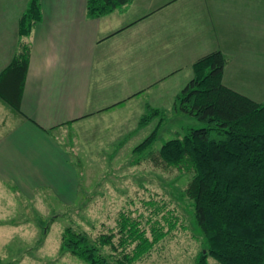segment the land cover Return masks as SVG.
Segmentation results:
<instances>
[{
    "label": "rangeland",
    "instance_id": "374dc122",
    "mask_svg": "<svg viewBox=\"0 0 264 264\" xmlns=\"http://www.w3.org/2000/svg\"><path fill=\"white\" fill-rule=\"evenodd\" d=\"M24 2L0 0L1 61L20 48L17 35L1 30V21L7 13L13 16ZM232 38L238 40L235 33ZM239 38L241 51L234 53L239 58L232 59L223 82L262 101L264 27L263 33L241 34ZM141 92L133 94H138L137 101L121 99L115 105L119 108L111 112L108 106L87 124L50 131L53 143L50 146L41 140L45 156L38 163L48 178L40 173L36 178L24 175L0 180V264H90L62 247L66 227L85 232L90 240L114 232L117 250L106 245L102 251L112 264H118L122 214L137 220L150 239L152 225L161 224L167 231L131 264L196 263L204 242L195 222L193 202L186 195L191 173L167 165L159 149L188 128L206 124L180 111L177 96L181 90L177 96L153 99L151 104L144 100L152 93L139 97ZM48 162L53 168L49 176L44 172ZM134 245L129 244L126 251L131 252ZM209 261L218 264L212 257Z\"/></svg>",
    "mask_w": 264,
    "mask_h": 264
},
{
    "label": "crops",
    "instance_id": "0c3cea01",
    "mask_svg": "<svg viewBox=\"0 0 264 264\" xmlns=\"http://www.w3.org/2000/svg\"><path fill=\"white\" fill-rule=\"evenodd\" d=\"M27 1L1 21L16 43ZM40 1L42 17L21 39L31 49L22 114L0 98V180L45 178L38 163L45 156L41 142L53 143L50 131L87 124L104 108H119L121 99L135 102L139 90V97L152 93L144 100L149 104L177 96L192 77V63L208 52L227 56L226 75L239 58L241 34L264 27V0H132L97 17L88 15L87 0ZM12 55L0 60V71Z\"/></svg>",
    "mask_w": 264,
    "mask_h": 264
},
{
    "label": "trees",
    "instance_id": "16d2710c",
    "mask_svg": "<svg viewBox=\"0 0 264 264\" xmlns=\"http://www.w3.org/2000/svg\"><path fill=\"white\" fill-rule=\"evenodd\" d=\"M130 1L87 0V13L97 17ZM41 17V1L28 0L18 17L20 48L0 71V98L20 114L31 51L21 39L29 36ZM226 63L221 50L193 63V76L178 96L179 109L206 125L190 127L184 135L165 141L159 156L167 165L191 173L186 195L193 202L204 242L195 264H211L209 257L218 264H264V99L256 101L227 86ZM119 231L118 264H131L167 232L161 224L152 225L150 239L138 221L125 214ZM114 236V232L102 233L90 240L85 232L66 227L62 247L90 264H112L102 249L111 245L117 250ZM133 242V250L127 252Z\"/></svg>",
    "mask_w": 264,
    "mask_h": 264
}]
</instances>
